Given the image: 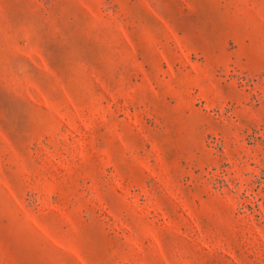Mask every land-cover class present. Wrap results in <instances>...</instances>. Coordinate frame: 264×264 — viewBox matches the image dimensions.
I'll list each match as a JSON object with an SVG mask.
<instances>
[{"label":"rangeland","instance_id":"1","mask_svg":"<svg viewBox=\"0 0 264 264\" xmlns=\"http://www.w3.org/2000/svg\"><path fill=\"white\" fill-rule=\"evenodd\" d=\"M0 264H264V0H0Z\"/></svg>","mask_w":264,"mask_h":264}]
</instances>
